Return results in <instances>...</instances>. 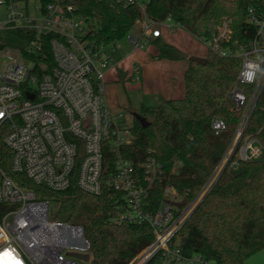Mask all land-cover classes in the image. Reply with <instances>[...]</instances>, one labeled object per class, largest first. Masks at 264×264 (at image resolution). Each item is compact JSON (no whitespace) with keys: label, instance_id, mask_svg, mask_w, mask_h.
<instances>
[{"label":"built area","instance_id":"2783aa9c","mask_svg":"<svg viewBox=\"0 0 264 264\" xmlns=\"http://www.w3.org/2000/svg\"><path fill=\"white\" fill-rule=\"evenodd\" d=\"M31 1L0 0V142L11 150V170L53 191L69 188L74 180L91 194L113 190L118 212L112 221L147 223L154 231L139 264H217L200 252H185L179 232L224 169L264 157V143L246 133L264 89V0L249 9L245 31L255 30L249 39L233 40L234 19L228 15L210 36L198 38L208 51L242 61V87L233 90L242 115L200 193L179 206L184 196L167 183L156 208L150 198L155 183L163 181L162 166L152 155L140 162L124 156L136 141L133 123L123 112H113L105 97L106 73L120 45L96 41L95 23L78 14V0H34V13ZM146 1L127 0L144 13L136 23L139 33L127 34L135 49L164 37L163 27L166 34L173 32L171 18L159 22L146 15ZM12 29L34 33L25 51L5 44L3 34ZM43 35L50 36L51 65L35 62L30 54L41 48ZM141 77L136 64L131 79ZM246 87L252 88L250 94ZM211 126L216 135L230 129L222 117ZM52 206L0 163V264H88L76 256L91 251L83 226L54 219Z\"/></svg>","mask_w":264,"mask_h":264},{"label":"trees","instance_id":"16d2710c","mask_svg":"<svg viewBox=\"0 0 264 264\" xmlns=\"http://www.w3.org/2000/svg\"><path fill=\"white\" fill-rule=\"evenodd\" d=\"M142 2L144 0H141ZM263 0H148L146 15L155 21L171 18L194 37L210 36L223 16L234 19L233 40L245 41L250 8ZM77 12L95 24L98 42H118L131 32L137 20L144 18L138 5L127 0H78ZM35 37L29 29H12L3 34L5 44L25 51ZM42 45L31 52L38 63L51 65L50 36H42ZM156 59L188 60L184 73L185 94L164 98L157 106H142L138 112L148 126L134 118V145L123 150L136 162L148 155L162 166L163 181L155 183L151 208L161 202L163 188L173 184L185 199L197 196L218 166L229 138L242 112L236 108L233 90L241 86L238 75L242 61L208 51L206 63H198L163 37L154 38ZM118 80L127 72L118 69ZM242 87V86H241ZM248 94L252 88L246 87ZM135 112V111H134ZM226 120L230 129L216 135L212 121ZM246 133H253L264 143V89L248 123ZM2 135V134H1ZM3 135L1 136V138ZM0 163L7 174L35 191L37 198L56 206L54 219L81 225L91 242L88 264H132L152 242L154 231L147 223H115L117 194L105 188L99 194L81 190L75 180L62 191L37 185L23 173L11 170V150L0 142ZM180 244L187 253L200 252L217 264H246L247 259L264 249V157L243 162L240 170H223L210 192L185 222Z\"/></svg>","mask_w":264,"mask_h":264},{"label":"rangeland","instance_id":"374dc122","mask_svg":"<svg viewBox=\"0 0 264 264\" xmlns=\"http://www.w3.org/2000/svg\"><path fill=\"white\" fill-rule=\"evenodd\" d=\"M35 11V1L30 2V12ZM173 32L166 34L164 29L165 41L173 42L181 50L186 52L189 58L206 55L208 50L205 45L197 38L179 28L173 22ZM140 24H136L132 30L139 33ZM120 46L115 53V61L124 60V65L129 70L133 65L139 64L144 69L145 85L142 81L115 80L114 77L105 78V97L110 109L113 112H123L127 120L131 123L134 121L133 112L139 111L142 106H157L164 98L178 96L180 88H183L184 70L172 69L171 62L166 59L154 58L156 45L154 39L147 42L142 47L134 51V46L129 40V35L124 36L117 42ZM31 66L30 62H26ZM179 64L183 66L188 64V60H180ZM113 66L115 63L113 62ZM173 73L176 76H173ZM171 92V93H170ZM233 170V172L239 171ZM246 264H264V249L251 255Z\"/></svg>","mask_w":264,"mask_h":264},{"label":"crops","instance_id":"0c3cea01","mask_svg":"<svg viewBox=\"0 0 264 264\" xmlns=\"http://www.w3.org/2000/svg\"><path fill=\"white\" fill-rule=\"evenodd\" d=\"M180 28V27H179ZM152 40V39H151ZM150 42V41H149ZM170 42V41H169ZM172 44H174L173 42H170ZM175 45V44H174ZM178 47V46H177ZM179 48V47H178ZM138 48H134L133 50L136 51ZM158 53V49L155 48V52L153 53L154 55H156ZM200 57H205V55L203 56H200ZM167 60V59H166ZM124 60H119V61H114L115 65H111L110 69L107 71L106 73V77H114L115 80H118V74H117V71L118 69H122L123 71L127 72V80H132L131 79V72H132V69L133 67L129 70V68H126L125 65H124ZM169 62H171V65H172V69L175 70V69H180V70H184V73H185V69L187 67V64L186 65H182V64H179V61H172V60H167ZM136 65V63L134 64ZM133 65V66H134ZM139 65V64H137ZM140 66V65H139ZM141 67V66H140ZM141 72H142V77H141V81H142V84L145 85V74H144V69L141 67ZM184 73H183V88H180L179 89V92H178V96H175V97H167V98H178V97H182L184 96L185 94V85H184ZM173 76H176L174 73H173ZM119 81V80H118ZM133 81V80H132ZM171 93V92H170Z\"/></svg>","mask_w":264,"mask_h":264},{"label":"water","instance_id":"95a60500","mask_svg":"<svg viewBox=\"0 0 264 264\" xmlns=\"http://www.w3.org/2000/svg\"><path fill=\"white\" fill-rule=\"evenodd\" d=\"M191 59H193L194 61H196V62H198V63H206V62H207V58H206V57L196 56V57H193V58H191ZM132 114H133L134 118H136L138 121H140L141 124H142L144 127L148 126L149 123L147 122V120H146L143 116H141L138 112L135 111V112H133ZM186 203H187V199H184L182 202H179L178 205H179V206H184ZM197 206H198V205H197ZM196 208H197V207H196ZM55 210H56V206L53 205V206H52V209H51L52 213H54ZM76 256H77L78 258H82V259H84V260H88V259H89V255H88V254H76Z\"/></svg>","mask_w":264,"mask_h":264},{"label":"bare ground","instance_id":"6f19581e","mask_svg":"<svg viewBox=\"0 0 264 264\" xmlns=\"http://www.w3.org/2000/svg\"><path fill=\"white\" fill-rule=\"evenodd\" d=\"M142 258H145L142 254L132 263V264H139L140 260Z\"/></svg>","mask_w":264,"mask_h":264}]
</instances>
